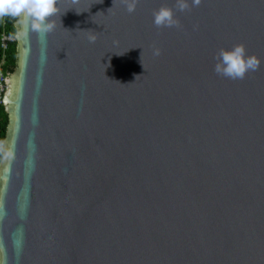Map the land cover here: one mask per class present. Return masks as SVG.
<instances>
[{"label": "water", "instance_id": "1", "mask_svg": "<svg viewBox=\"0 0 264 264\" xmlns=\"http://www.w3.org/2000/svg\"><path fill=\"white\" fill-rule=\"evenodd\" d=\"M175 2L56 0L43 36L17 17L0 264H264V0ZM238 44L258 69L217 75Z\"/></svg>", "mask_w": 264, "mask_h": 264}, {"label": "clouds", "instance_id": "2", "mask_svg": "<svg viewBox=\"0 0 264 264\" xmlns=\"http://www.w3.org/2000/svg\"><path fill=\"white\" fill-rule=\"evenodd\" d=\"M121 2L128 13H133L139 0ZM199 4L200 0H191V7H197ZM189 7L188 0H176L174 5L175 10L179 12H184ZM56 12V0H0V16L20 17L23 23H30V27L42 36L54 30L55 25L50 22V17ZM152 15L153 25L157 28L178 27L173 8L160 7ZM94 40V36L89 37V42ZM159 54V49L153 50L154 56ZM215 60V73L232 80L243 79L247 73L256 71L260 65V60L254 55H248L244 46L240 44L229 49H220Z\"/></svg>", "mask_w": 264, "mask_h": 264}, {"label": "trees", "instance_id": "3", "mask_svg": "<svg viewBox=\"0 0 264 264\" xmlns=\"http://www.w3.org/2000/svg\"><path fill=\"white\" fill-rule=\"evenodd\" d=\"M17 17L6 15L0 16V71L8 76L13 73L17 64V43L15 40L8 41L6 48L1 46L2 34L15 36L18 29ZM9 116L5 107L0 103V160L4 152L5 137L9 123Z\"/></svg>", "mask_w": 264, "mask_h": 264}, {"label": "built area", "instance_id": "4", "mask_svg": "<svg viewBox=\"0 0 264 264\" xmlns=\"http://www.w3.org/2000/svg\"><path fill=\"white\" fill-rule=\"evenodd\" d=\"M15 40V38L13 36H10V35H7V34H2L1 36V46L3 48H6L7 46V42L8 41H13ZM4 76L2 74V72L0 71V100L4 94V91H5V83H4Z\"/></svg>", "mask_w": 264, "mask_h": 264}, {"label": "bare ground", "instance_id": "5", "mask_svg": "<svg viewBox=\"0 0 264 264\" xmlns=\"http://www.w3.org/2000/svg\"><path fill=\"white\" fill-rule=\"evenodd\" d=\"M3 74V73H2ZM4 76V78H6L7 76H5V75H3ZM5 90H6V85H5ZM0 103H2V98H1V100H0Z\"/></svg>", "mask_w": 264, "mask_h": 264}]
</instances>
